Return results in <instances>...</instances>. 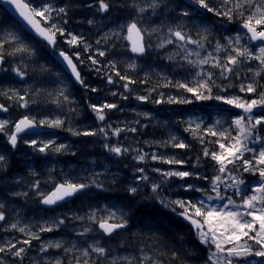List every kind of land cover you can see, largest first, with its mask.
<instances>
[{"label":"rangeland","instance_id":"374dc122","mask_svg":"<svg viewBox=\"0 0 264 264\" xmlns=\"http://www.w3.org/2000/svg\"><path fill=\"white\" fill-rule=\"evenodd\" d=\"M45 2H51L56 7L67 6V16L58 18L56 22L59 23L60 19L67 20L65 25L67 30L77 36H82L91 44V49L85 52L82 46H70L66 42L67 34L65 36L57 34L58 43L53 51V53L64 51L73 57L84 84L88 87L83 85L81 88L74 89L72 81L52 60L50 49L27 37L11 18L6 17L5 13L0 11V38L7 32L17 33L32 50V54L25 52L9 55L16 47V44L13 43H6L2 49L6 63L1 70L0 92H6L7 95H0V102L9 108V113L8 115H0V120L10 121L6 131L12 132L15 123L26 115L34 117L37 121L60 118L65 122L62 128H49L40 125L48 131L19 137L15 148L8 143L7 136L0 133V155L5 156V161L0 163V204L4 205L2 211L5 214V220L0 221V245L10 241L16 243L17 248L24 247L26 249L23 260L14 257L7 251L0 253V264H54L57 259L62 260L63 264H76L77 257L80 258L81 264H83L84 259H88L89 264H93V262L95 264H110L113 258L124 256L131 257L132 264H139L142 254L151 256L147 252H140L142 247L137 253L126 247L124 241L129 238L140 239L142 242L153 239L157 241L156 243L162 240L164 242L163 250L156 248L153 252L156 254V259L162 260L163 263L204 264L207 249L199 243L196 231L191 234L190 228L181 223L177 215L183 210L177 207L174 212L171 208L164 207L151 191V183H159L163 179L160 173L154 172L152 169L196 171L197 169L192 168V165L196 163L195 158L198 153L193 152L184 155L182 150L170 145L163 147L158 142L167 141L171 136L184 139L187 133L184 129L189 127L188 121L200 123L201 129H204L213 126L219 120L221 124L217 127L222 129L227 121H232L236 115L240 114V111L216 99L204 100L202 103V100H196L191 93L179 95L178 98L192 100V103L184 104V107L180 108L179 111L174 108L163 110L166 103L150 104L148 100L136 99L138 96H149V94L145 89L139 88L137 90L136 87L130 85L129 90L125 91L123 85L126 81L120 80L115 75L116 72H119L130 79L139 71L145 70V74L150 73L157 79L161 77L167 79L165 76L169 79L174 76L172 78L176 80L175 82L191 80L196 69L189 67L180 56H175V59L172 60L168 59L169 55H175L178 51L176 44H168L163 48L157 47L162 39L169 36L168 28L174 27L179 22L176 17L186 5L178 0H165L167 6L162 4L153 14L150 8L144 13H139L132 6L135 4L138 7H146L151 3V0H106L110 4V9L105 13L98 11V0H32V3L37 6ZM212 2L217 4L218 0H212ZM134 19L138 22V27L151 32V36H145V40L151 44V47L140 58L130 55L128 44L124 38L126 25ZM180 19L187 21L188 18L181 17ZM89 20L94 22L89 24ZM196 24L197 26H193L189 23L185 31L197 39V33L203 26H207L208 41L205 42V48L208 52L213 51L217 41L226 45L227 37L235 36L237 32H243L239 28V19L228 23L224 18L215 17L211 13H207ZM122 26L124 27L122 28ZM152 29H157V31L152 32ZM97 40L101 42L97 44ZM241 43H248L247 38H243ZM251 46L255 50L259 45ZM164 48H167L166 51ZM189 48L195 49V45H189ZM98 50L105 51L106 54L99 56ZM161 50L166 61L160 56L159 60L171 64L170 69H167L164 64L147 59L149 52L151 54ZM77 52L80 53V58L84 61L83 64L76 61L74 54ZM206 54L205 51L201 52V55ZM89 56H94L99 63L93 65L88 59ZM192 59H196V57H192ZM171 61L172 63H170ZM110 62L115 64V68L111 67ZM130 64H135V67L130 68ZM251 66L257 67L256 62H252ZM209 67V65L204 66L206 70H209ZM15 68H20L27 74L21 78L13 71ZM96 68H99L100 71L97 72ZM246 68L247 65L242 69L245 73ZM106 74L112 76L113 84L107 82ZM37 76L41 78H37ZM231 82L237 87L229 88L226 95H245L238 90L239 80L233 79ZM220 83V79L217 78V84ZM261 83L264 84V80H261ZM91 88H96L97 91L93 92ZM61 90L69 96L70 103L64 102L63 97L59 96ZM14 92L25 96L29 101L27 108L20 107V102L15 98L8 99V96H12ZM113 92L117 95H112ZM164 93L158 92V97H163ZM218 94L225 95L218 88H213L212 95ZM124 96H127V99H124ZM56 99L60 100L59 104L53 103ZM103 103H115L118 108L106 109V121L101 123L96 119L89 104L100 105ZM158 105L162 107L158 108ZM195 105L204 106L208 112L199 110ZM212 105L222 107L221 111L208 109ZM189 107L194 109L191 110ZM153 108L155 109L152 110ZM143 113H149L150 118H146ZM106 124H111L113 129L118 127L124 131L117 137L111 135V129H108L109 135L104 137L99 134L96 136H76L67 130L68 128L80 131L95 130L104 127ZM191 126L194 128L195 123ZM133 127L137 129L136 132L128 131ZM205 138L210 139L207 134H205ZM25 140H36L38 145L41 141L54 140L57 145L65 144L67 147L59 153L52 150L41 153L29 143H25ZM188 143L191 142L188 141ZM105 144L118 145L130 150L142 149L143 152L149 154V159L138 164L133 159L136 155L135 151L117 156L115 153L109 152L104 147ZM152 153L165 157L176 156L188 161V163L171 165L153 161L150 159ZM212 163L201 156L200 174L212 175ZM138 167L145 169V173L149 176L148 182L136 180V177L141 175L136 172ZM243 178L253 182L257 179L249 173H244ZM65 180L86 184H90L92 180H97L103 187L97 188L92 185L88 187L86 192L75 197L68 204L51 210L43 208L40 194H49L56 185L64 183ZM186 180L197 186L208 183L206 180L201 181L192 178H186ZM37 182H39V187L35 188L34 185ZM184 183L185 181L179 178H171L162 185L160 197L169 200L199 198V193L185 191L181 187ZM133 186L139 189L135 195L128 191ZM16 193L20 195H16ZM25 193L26 195H24ZM145 200L151 201L149 204L157 206L161 211L169 212L170 217L174 221L177 220V227L181 230V234L191 236L184 247L176 245L154 229L144 230L142 227L133 226L130 223L133 211L145 203ZM113 211H116L117 217H119L120 211L126 213L125 218L128 220V226L123 231L109 236L104 234L103 230L99 228V224L90 220L89 217L95 212L96 219L99 220L107 217ZM59 220H64V223L53 231H39L42 225L52 224ZM13 223H17L18 227L28 226L26 231L39 233L40 239L31 240V247L17 243L30 237L17 229H11L10 225ZM85 228L91 229V231L80 235ZM57 241L61 242V248L52 247L46 252L40 250L42 244ZM89 245H98L108 249V257H98L97 254L91 253L90 249V256L83 257L81 250L88 248ZM68 248H72L73 251L66 253L64 250ZM173 250L177 253L175 260L171 258ZM179 261L181 262L176 263ZM119 264H125V262L120 261ZM257 264H259V260Z\"/></svg>","mask_w":264,"mask_h":264},{"label":"snow or ice","instance_id":"6c2138e0","mask_svg":"<svg viewBox=\"0 0 264 264\" xmlns=\"http://www.w3.org/2000/svg\"><path fill=\"white\" fill-rule=\"evenodd\" d=\"M4 2L13 6L23 27L33 31L35 35L47 41L49 45L56 46L57 34L60 36L67 34L68 39L66 42L70 46H82L85 52L91 49V44L82 36H77L67 30L65 27L67 20L60 19L59 23L56 22L58 18L67 16V6L56 7L51 2H45L37 6L32 3V0H4ZM162 4L167 6L165 0H151V3L146 7H138L135 4L132 6L139 13H144L150 8L155 14L156 9L160 8ZM177 7H180V5H177ZM109 9L110 4L106 0H98V11L106 13ZM207 13H211L215 17L224 18L228 23L239 19V28L243 32H237L235 36L227 37L226 45L217 41L213 51L208 52L205 48V42L208 41V36L206 35L208 32L207 26H203L200 32L197 33V39H194L189 32L185 31L189 23L197 26L196 22L203 19ZM181 17L188 19L186 21L180 19ZM176 19L179 22L174 27L168 28L169 36L162 39L157 47L163 48L168 44H176L178 51L175 55H169L168 59L172 60L175 59V56H180L189 67L196 69V71L191 80L177 81L175 84L169 81L164 86L172 85L178 89H184L186 92L191 93L196 100L216 99L222 101L226 105L239 109L240 114L236 115L229 127L224 129L217 127V125L221 124L219 120L213 126L204 129H201L200 123L188 121L189 127L185 128L184 131L190 132L194 140H198L201 145H204L202 156L213 162L212 175L200 174L199 168L202 167L200 164L201 156H197L195 158L196 163L192 165V168L197 169L196 171L152 169V171L160 173L163 179L159 183H151V191L164 207L171 208L174 212L177 207L183 210L178 215L191 223L196 230L199 243L207 249V257L204 264H257L258 260L259 264H264V84L261 83V80H264V0H218L217 4H213L212 0H188L187 5L178 13ZM93 22L92 20L88 21L89 24ZM126 31L127 35L124 38L131 42V51L137 55H144L147 49L151 47V44L145 40V36H151V32L138 27V22L135 19L126 25ZM155 31L157 29H152V32ZM245 37L248 43L242 44L241 41ZM100 42V40L96 41L97 44ZM252 42H259V46L255 50L251 46ZM6 43L16 44V47L9 55L25 52L32 54V50L23 42L19 34L7 32L0 38V63L4 61L2 49ZM189 45H195V49L189 48ZM202 51L207 52V54L201 55ZM97 54L104 56L106 53L98 50ZM59 55L66 62V66L71 70L76 82L88 87L84 84L77 64L73 62V57L64 51H60ZM74 56L77 62L84 63L80 58L79 52L75 53ZM192 57H196V59H192ZM88 59L93 65L99 63L94 56H89ZM252 62H256L257 67L253 68L251 66ZM110 64L112 68H115L113 62H110ZM205 65L210 66L209 70L204 68ZM246 65L245 73L242 69ZM129 67L134 68L135 64H130ZM211 69L219 71L215 72ZM95 70L97 72L100 71L99 68ZM13 71L21 78L27 74L20 68H15ZM115 75L120 80L126 81L123 85L125 91L129 90V84L135 83V81L125 75H121L119 72H116ZM217 78L220 79V84H217ZM106 79L109 84L114 83L111 75L106 74ZM233 79L240 81L238 90L245 95H226L229 88L237 87L231 82ZM213 88H218L225 95L218 94L213 96ZM154 90L152 89V91ZM91 91L96 92L97 89L91 88ZM0 95H7V93L0 92ZM112 95L115 96L117 93L113 92ZM59 96L63 97L64 102H71L69 96L63 90L59 92ZM14 98L20 102V107H28L29 101L24 95L14 92L12 96H8L10 100ZM123 98L127 99V96ZM136 99L146 101L149 97L138 96ZM155 102L161 103L164 101L158 100ZM166 102L189 104L192 103V100L169 97ZM53 103L59 104L60 100L56 99ZM89 107L95 114L96 119L104 123L106 121L105 110L116 109L118 105L115 103H103L100 105L89 104ZM0 110L6 112L8 109L3 104H0ZM143 115L146 118H150L149 113H143ZM9 123L10 121L8 120H0V133L6 135L8 143L15 148L20 133L40 125L49 128H62L65 122L60 118L37 121L34 117L26 115L15 123L14 131L10 133L6 131ZM137 123L139 122L137 121ZM193 123H195L194 128L191 126ZM108 129H111V135L117 137L124 131V129L118 127L113 129L111 124H106L104 127L95 130L80 131L73 128H68L67 130L76 136H96L99 134L107 137L109 135ZM128 131L136 132L137 129L133 127L128 129ZM205 134L217 137V139L206 140ZM24 142L29 143L41 153H45L48 150L59 153L67 147L65 144L57 145L54 140L41 141L39 145L36 140H25ZM158 143L163 147L170 145L179 149L192 148L191 143H185L183 139L177 136H171L167 141ZM207 145H218V148H210ZM104 147L117 156H122L129 151H135L136 155L133 159L138 164L144 163L149 159V154L143 152L142 149L130 150L118 145L110 146L108 144H105ZM150 159L171 165H185L188 163V161L176 156L165 157L156 153H152ZM4 161L5 156L0 155V163ZM136 172L141 174L136 177L137 181H149V176L145 173L143 167L136 168ZM244 173H249L252 177H256V181H246L243 178ZM173 177L184 180L185 183L181 187L185 191L199 193V198L194 200L161 198L160 189L162 185ZM186 178L206 180L208 183L207 185L197 186L188 182ZM92 185L97 188L103 187L97 180H92L90 184L65 180L64 183L56 185L51 193L47 195L40 194L42 203L55 205ZM34 187L38 188L39 182ZM138 190L136 186L128 189L132 195H135ZM16 195L20 194L16 193ZM3 207L4 205L0 204V221L5 220V214L2 211ZM126 215V213L120 211V215L117 217L116 211H113L107 217L97 220L96 213L93 212L89 219L98 223L103 233L110 236L116 230L128 226ZM78 218L83 219L82 217ZM109 221L115 222L110 223ZM63 223L64 220H59L52 224L42 225L39 231L51 232ZM10 228L17 229L30 237L17 243L31 247V240L40 239L39 233L31 232L30 230L26 231L28 226L18 227L17 223H13ZM88 231H91V229L85 228L80 235ZM52 247L61 248L62 244L59 241L49 242L48 244H42L40 250L46 252ZM89 249L91 253L97 254L98 257H108V249L98 245H89L88 248L81 250V255L85 258L89 257L91 254ZM6 251L10 252L14 257L23 260V254L26 249L24 247L17 248L16 243L9 241L0 245V253ZM64 251L70 253L73 249L68 248ZM253 257L256 259H250ZM171 258L173 260L177 258L175 250L172 251ZM120 261H124L125 264H132V258L127 256L113 258L110 264H119ZM54 264H63V261L57 259ZM76 264H81L79 257L76 258ZM83 264H89L88 259H84ZM139 264H163V261L154 259L147 254H142Z\"/></svg>","mask_w":264,"mask_h":264},{"label":"trees","instance_id":"16d2710c","mask_svg":"<svg viewBox=\"0 0 264 264\" xmlns=\"http://www.w3.org/2000/svg\"><path fill=\"white\" fill-rule=\"evenodd\" d=\"M0 11H3L1 9V7H0ZM5 15H6V17H8V15L6 13H5ZM166 49L167 48H164V51H166ZM156 51H158V50H156ZM159 56L161 58L163 57V60L166 61L162 50L160 52L151 53V54L149 52L147 59L149 61H153V62H156L159 64H164L167 69H170L171 64H169V63L167 64L164 61L159 60ZM170 63H172V61ZM145 73H146V71L143 70V71H139L136 75H133L130 79L135 81V83H131L129 85L131 87H136L137 90L139 88L143 89V90L145 89V91H147V93L149 94L148 103L154 104V103H156L155 101H157L158 99L161 101H164L163 103H166L165 104L166 106H164L163 110H169L171 108H174V109L179 111L180 108L184 107L183 106L184 104L167 103L166 102L169 97L178 98L180 94L188 95V92H186L184 89H178L172 85L164 86V85L168 84L169 81H171L172 84H175L176 80L172 78L174 76L170 77L169 79L167 76H165L167 79L162 78V77L157 79L156 76L153 77L150 75V73H147V74H145ZM142 74H145V75H142ZM37 78H41V77L37 76ZM152 89H155V90L152 91ZM158 92L159 93L165 92L164 96L158 97V95H159ZM203 101L204 100H202L201 102L203 103ZM174 105L177 106V108H175ZM192 106H194V105H192ZM157 107L160 108L162 106L158 105ZM195 107L198 108L199 110L202 109L201 111H204L205 113L208 112L204 106L199 107V106L195 105ZM189 108L191 110L194 109L192 107H189ZM154 109L155 108H153L152 110H154ZM230 123H231V121L228 120L222 129L228 128ZM188 137H190V138H188ZM209 137H210V139H206V138L205 139L206 140L217 139V137H212V136H209ZM183 140L185 141V143H188V141H190L192 144V148L191 149H179V148H177L178 150H182L184 155L189 154V153H193V152H197L198 153L197 156H202L201 151H202V148L204 147V145H201L198 140H194L193 136L190 132H187L185 134ZM208 146L210 148H212V147L218 148V145H208ZM103 194H105V193H103ZM105 195L108 196L107 194H105ZM97 198H99V197H97ZM106 198H108V197H106ZM149 203H151V201L145 200V203L141 204L139 207H136V209L133 211V213L131 215L130 223L133 226H140L144 230H147L148 228L154 229V230L158 231L159 233H161V235H165L169 240H171V242H174L178 246L184 247L186 242L189 241L191 236H188V235L185 236V235L181 234V230L177 227V223H178L177 220L174 221L172 219V217H170L171 215L169 214V212L161 211V209H159L157 206L150 205ZM189 230H190V233L192 234L193 230L191 228ZM156 242L157 241H154L153 239H148V241L142 242L140 239L129 238V239L124 241V245L128 248H131L135 253H137L139 251V249L142 247L140 252H142V251L147 252L154 259H156V254L153 252L154 249L157 248V249L163 250V247H164V242L162 240H160L159 243H156ZM180 262L181 261L176 262V263H180ZM166 263L167 262H164L163 264H166Z\"/></svg>","mask_w":264,"mask_h":264},{"label":"water","instance_id":"95a60500","mask_svg":"<svg viewBox=\"0 0 264 264\" xmlns=\"http://www.w3.org/2000/svg\"><path fill=\"white\" fill-rule=\"evenodd\" d=\"M185 1L188 2V0H185ZM0 5L6 10V12H7L8 14H10V15H11V16H12V17H13V18H14V19H15V20L21 25V27H22L26 32H28L29 34H31V35H32L34 38H36L38 41H40V42H44L45 44H47V45L50 46L51 48L54 47V46H52V45H49V44L47 43V41L43 40L41 37L35 35L33 31H30L29 29L23 27V25L21 24L20 18H19V16H18V13L14 10L13 6H11V5L5 3L4 0H0ZM126 35H127V32H126ZM126 42L129 44V53H130L131 55L140 56V55H137L136 53H133V52L131 51V42H130L129 40H127V39H126ZM253 43H256V42H253ZM55 59H56L57 63H58L59 65L62 66V68L65 70V72L71 77V79L73 80V82H74L76 85H79V83L76 82L75 78L72 76V74H71V70L67 68V66H66V62L63 61V58L60 57V55L58 54V55L55 56ZM4 61H5V59H4ZM4 61H3L2 63H0V68H1L2 64L4 63ZM213 108L216 109L217 107H213ZM0 112H5V111L0 110ZM42 131H43L42 128H40V127H36V128H34V129L27 130L26 132L20 133L19 135H23V134H26V133H38V132H42ZM84 190H86V188L83 189L82 191H84ZM52 191H53V190H52ZM52 191H51V192H52ZM82 191H81V192H82ZM51 192H50V193H51ZM78 193H80V192H78ZM78 193H76L75 195H77ZM75 195H74V196H75ZM74 196L69 197V198H66L65 200L60 201V202H58V203L55 204V205H45V204L42 203V200H41V205H42V207H44V208H54V207H56V206H58V205H62L63 203H66L67 201L71 200ZM180 217L182 218V220H183L186 224L192 226L191 223H190L189 221L185 220L182 216H180ZM192 228H194V227L192 226ZM194 229H195V228H194ZM118 230H121V229H118ZM118 230H116V231H118ZM116 231H115V232H116Z\"/></svg>","mask_w":264,"mask_h":264},{"label":"bare ground","instance_id":"6f19581e","mask_svg":"<svg viewBox=\"0 0 264 264\" xmlns=\"http://www.w3.org/2000/svg\"><path fill=\"white\" fill-rule=\"evenodd\" d=\"M53 51H54V50H51V51H50V55H51V57H52V60H53L55 63H57V61H56V59H55V56L58 55L60 52H58V53H53ZM5 59H6V58H5ZM73 62H74V61H73Z\"/></svg>","mask_w":264,"mask_h":264}]
</instances>
